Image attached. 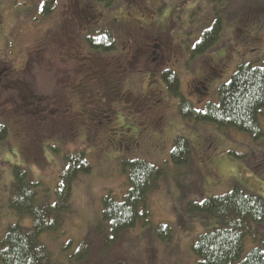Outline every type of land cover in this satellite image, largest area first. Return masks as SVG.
Wrapping results in <instances>:
<instances>
[{"label":"rangeland","instance_id":"374dc122","mask_svg":"<svg viewBox=\"0 0 264 264\" xmlns=\"http://www.w3.org/2000/svg\"><path fill=\"white\" fill-rule=\"evenodd\" d=\"M43 1L22 0L14 6L12 0H0V69L4 68L5 76L12 78L9 71L21 70L25 64V69L15 75L16 84L27 85L26 96L33 98V105L27 106V111L24 107H14L12 116H4L3 126L8 135L0 142V238L17 220L8 208L13 168L20 165L27 170L30 179L39 183L38 201L52 204L59 174L65 166L63 153L84 148L92 170L74 181L70 209L65 212L59 231L47 232L41 238L51 261L56 264H199L192 245L201 234L214 227L215 219L189 212V203H201L232 188L264 200V136L254 141L234 128L219 129L212 123L188 121L179 115L177 104L179 98L184 97L194 108L202 110L207 103L217 100L218 87L229 81L238 66L261 61L264 0H118L107 9L91 0H59L53 14L42 19ZM81 1L91 5L102 17L97 19L93 12L82 14ZM144 2L147 6L150 2V8L157 10V21L164 25L172 43L179 40V45L184 42L192 47L216 19L221 22L220 37L212 47L199 52L201 54L195 52L198 47L195 44L191 49L194 56L184 50L180 59L178 54L179 57L174 58L165 56L158 60L156 57L155 62H151L154 56L140 58L134 68L136 74L127 71L124 76L126 64L122 63L114 70L113 67L103 68L100 73L93 67L85 70L82 64L87 58L114 60L118 57V49L105 55L92 48L86 42L85 31L109 30L113 42H118L122 33L120 23L115 20L121 19L122 9L127 8L134 15L132 11L143 7ZM254 17L256 24L251 21ZM237 34L240 36L236 37ZM118 46L123 50L126 47L125 44ZM206 60H210L207 62L212 68L216 63L223 64L224 68L221 71L214 68L207 84L199 86L195 79L211 71ZM131 62L127 64L129 70L133 69ZM164 70H172L179 77L177 97L162 81ZM84 85L112 89L99 105L90 100L92 95H86ZM150 88L159 89L161 94L139 102L125 98L127 104L119 99L129 92L131 96H138L135 91ZM65 89L71 97L62 102ZM9 94L22 101L16 89ZM44 107L47 108L42 111ZM151 107L157 109V113L151 111ZM82 108L94 112L90 120L80 115ZM109 108L115 109L116 114ZM50 110L57 114L50 115ZM259 124L264 131V112ZM121 126L146 130L139 145L130 149L115 145L128 142L126 136L120 135ZM96 127L100 134L96 135ZM149 137L152 142L148 141ZM174 139L190 145L186 166L171 161ZM123 158L146 160L160 168L162 176L158 188L148 195L145 205L148 215L140 217L133 229L123 233L119 241L109 247L106 244L108 228L106 225L101 228L105 235L97 233L96 227L102 197L111 192L121 198L127 190L126 178L120 170ZM19 224L29 230L32 222L25 217ZM158 225L170 227V241L157 238ZM253 226L264 234V222ZM81 246L87 247L89 252L79 259ZM254 246L253 240L246 237L242 258Z\"/></svg>","mask_w":264,"mask_h":264},{"label":"trees","instance_id":"16d2710c","mask_svg":"<svg viewBox=\"0 0 264 264\" xmlns=\"http://www.w3.org/2000/svg\"><path fill=\"white\" fill-rule=\"evenodd\" d=\"M91 1L110 8L118 0ZM19 2L22 0H12V5H18ZM58 2L44 0L40 17H50ZM220 26V19L213 21L200 38L195 52H203L218 41ZM96 31H85L87 44L102 53H108L109 46L113 45L112 33L105 29ZM162 79L171 94L177 97L178 75L172 70L165 71ZM181 98L177 110L182 118L191 122L212 123L219 129L234 128L248 134L254 141L262 139L264 131L260 127L259 117L264 112V55L257 64L238 66L229 81L218 87L217 100L207 103L202 110L194 108L186 98ZM113 112L116 114L115 109ZM95 131L96 135L100 134L97 127ZM7 135L6 126H0V142ZM190 152L189 143L174 139L171 161L178 166H186ZM128 158L120 162V170L126 178V192L121 198L109 192L101 199V216L96 232L106 235L101 229L106 225L109 233L106 235V244L109 247L117 243L123 233L133 229L140 217L148 215L145 210L148 195L158 188L162 176V171L154 164L143 159ZM63 160L65 166L59 174L52 204L38 201L39 183L30 179L27 170L20 165L13 168L8 208L15 213L17 220L0 238V264H56L51 261L50 252L41 238L47 232L55 234L59 231L63 216L70 209L74 181L79 175L89 174L92 170L84 148L66 151ZM188 210L215 219L214 227L201 234L192 245V252L199 259V264H264V234L253 226L254 223L264 222L262 198L232 188L220 196L206 198L201 203H189ZM25 217L32 222L29 230L19 224ZM171 235L172 230L168 225L157 226L156 236L160 241H170ZM246 237H250L255 246L242 258ZM88 252L87 247L81 246L79 259L82 255L86 257Z\"/></svg>","mask_w":264,"mask_h":264},{"label":"flooded vegetation","instance_id":"af4514ba","mask_svg":"<svg viewBox=\"0 0 264 264\" xmlns=\"http://www.w3.org/2000/svg\"><path fill=\"white\" fill-rule=\"evenodd\" d=\"M148 4H149L148 5L149 7L147 6V2H144L143 7H141V8L137 7L136 9H134L132 11L134 13V15H131L129 13V11H127L128 10L127 8H123L121 11V19L115 20L116 22L118 21L120 23V31L122 33V36L119 37L118 42H117V40H115L113 42L112 47L109 48L111 50L108 53L104 52V54L106 55V54H110V52H114L118 49V52L116 53V56L118 55V57L114 58V60L110 59V60H113L114 62H110V60H107L105 57H100V58L91 57V60H88V58H87V60H85L82 64L85 70L89 69V67H93V70L97 71V73H100L101 71H103V68L105 69L107 67H113L112 70H114V69L118 68L119 63H122V64H126V67H124V71H123V73H124L123 75L125 76L127 71H131L132 73L136 74L137 69H134V68L136 67V62L139 61L140 58H142V59L146 58L147 59V56H151V57L154 56L151 58V62H155L157 59L158 60L162 59V58L164 59L165 56H166V58H169V57L174 58V57H179L178 55H181L179 57V59H180L183 56L184 50H186L188 53L190 52L189 56L192 55L191 53H193L194 50H191V49H194L195 44H196V42H198V40L194 43V45L192 47L188 44H185L184 42H181V44H183V46L181 44L179 45V40L176 41V43H174V42L172 43L170 36L167 35V32H166L164 25L160 24L157 21V17L155 14V12L157 10L150 8L152 6L150 4V2H148ZM81 8H84V11H81ZM80 11L82 12V14H85V15H90L88 12H93L96 14L97 19L100 18V16H101L100 12H98L97 10H94L91 5H88L86 3H82V6L80 7ZM99 21H101V20H99ZM251 21H253V24H256L255 18L251 19ZM93 22H94V20H93ZM86 32H89V29ZM123 34L126 36H129V38L125 39ZM239 36H240V34H237L236 37H239ZM256 40H257V38H256ZM120 44L126 45L124 50H123L122 46L119 48L118 45H120ZM122 52H124V53H122ZM143 55H145V56L142 57ZM156 57H157V59H156ZM102 58H104V59H102ZM179 59H178V62H180ZM210 60H206L205 64L207 65V67L211 71L207 70V73H204L202 75V77L196 78L195 79L196 85H199V86L206 85V83L211 79V77H210L211 72H212V70H215L214 68H219V71H221L224 68V67H221L223 65L221 63H216L214 68L210 67V63L207 62ZM69 61H71V60H69ZM129 61H132L130 64H131V66H133V69L130 67V70L127 68V64H129ZM140 64H142V63H140ZM156 65L160 66V64H158V63ZM206 65H205V67H206ZM139 68H142V65H139ZM2 69H0V126H3L5 124L3 122L5 119L4 116H12L11 108L15 109V108L24 107L25 111H27V109H26L27 106L33 105V102H32L33 98L28 99V97L26 96V93L29 90L27 85L21 84V83L18 84V82L16 84V80H17L16 78L17 77L15 75L17 74L18 71H23L25 69V64L21 70L9 71V74H11L13 76L12 78L6 77L5 76L6 72H5L4 68H2ZM164 71H166V70H164ZM214 72H216V71H214ZM67 74H68V77H70L71 73L69 70H67ZM117 81L118 80L116 79V85L121 90L120 83L118 84ZM98 87L85 86V88H86L85 91L87 92L86 95H92L90 100H92L93 102H95L99 105H102L103 99L106 98L107 96H109L106 94H107V92L110 91L111 87L110 88H108V87H102L101 88L100 86H98ZM13 89L17 90V95L20 97V99L22 98V101H17L16 98L9 97V95H10L9 91L13 90ZM113 89H115V87ZM144 90L145 91L142 90L139 92L135 91L138 94V96H131L132 93L129 92L123 96L124 98H119V99H122V102H124V103H126L125 98H126V100L128 98L130 100V98H131V100H133L134 102H139V101H142L145 99H152V98H147L148 96L155 97V96H159L161 94V91L159 89L151 90V88H150L148 90L147 89H144ZM203 91L206 92L204 87H203ZM64 93H62V99H63L62 102H64L65 99H66L65 102H67V98H69L71 96L68 93V89H65ZM200 93H203V92H200ZM153 101H154V103L156 102V104H158V101H156L155 99ZM20 102H22V103L16 105V103H20ZM11 103H14V104H11ZM63 107L65 109V112H67L66 111L67 107H65L64 105H63ZM46 108L47 107L42 108V111L45 110ZM109 111L111 113H113L111 108H109ZM151 111L157 113V109L152 108V107H151ZM96 112H97V110H96ZM93 113L91 111L89 112L88 110H85L83 108L80 110V115L84 116V119L88 118L90 120V117ZM49 114L50 115L51 114L56 115L57 112L54 110H50ZM68 115H69V113H67L66 116H68ZM145 131L146 130H144V129L132 130V129L127 128V127L125 128V126H121V127H119L120 135L126 136L128 138V142L126 143L127 145H123L120 143L115 144V145L118 148H125V149H130L132 147H135V146L139 145L140 141L142 140V138L145 134ZM113 132H115V131H113ZM148 141L152 142V139L149 137ZM132 142H133V144H132Z\"/></svg>","mask_w":264,"mask_h":264},{"label":"snow or ice","instance_id":"6c2138e0","mask_svg":"<svg viewBox=\"0 0 264 264\" xmlns=\"http://www.w3.org/2000/svg\"><path fill=\"white\" fill-rule=\"evenodd\" d=\"M197 43H199V41Z\"/></svg>","mask_w":264,"mask_h":264}]
</instances>
